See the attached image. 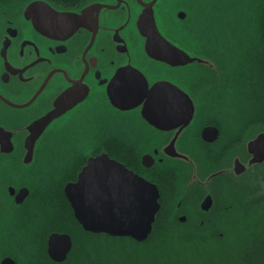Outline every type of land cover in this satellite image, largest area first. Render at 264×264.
<instances>
[{
	"label": "flooded vegetation",
	"instance_id": "af4514ba",
	"mask_svg": "<svg viewBox=\"0 0 264 264\" xmlns=\"http://www.w3.org/2000/svg\"><path fill=\"white\" fill-rule=\"evenodd\" d=\"M32 1L0 0V264L70 263L78 255L71 227L105 233L84 227L66 191L88 159L105 154L156 184L160 209L224 235L247 200L264 195V159L253 160L250 147L264 134V30L255 31L262 39L254 45L241 38L239 48L232 38L243 32L200 29L203 13L218 8L216 0H161L156 17L169 19V33L177 32L176 39L166 38L191 59L173 63L150 55L131 24L135 0L99 12L95 4L106 0H47L84 14L75 32L52 35L35 30L26 17ZM121 72L180 87L193 102L191 119L160 127L140 105L113 104L108 86ZM70 98L76 103L68 107ZM48 115L51 120L40 124ZM84 126L98 138L95 154L81 158L70 133ZM55 233L71 239L62 259L58 248L52 252Z\"/></svg>",
	"mask_w": 264,
	"mask_h": 264
},
{
	"label": "water",
	"instance_id": "95a60500",
	"mask_svg": "<svg viewBox=\"0 0 264 264\" xmlns=\"http://www.w3.org/2000/svg\"><path fill=\"white\" fill-rule=\"evenodd\" d=\"M135 1L138 4L137 11L136 6L132 7L131 14L128 15V18L132 22L131 24H134V27L146 39V48L150 55L173 63L190 61V55L167 39L165 36L168 35L167 32H164L161 28L160 21L166 17H159L158 21L155 9L156 5L161 0ZM123 4H126L128 7L130 6L129 4H132L133 6V1L129 0L128 3H126L125 0H106L105 3L103 1L99 4H95V6L98 7L99 12L101 8L118 9ZM95 6H91L90 9H93ZM150 11L155 23V29L149 25L148 32L151 35L149 38V35H146L145 33L144 20L146 14ZM25 14L26 17L31 19L35 30L48 35H52L57 31L73 33L84 23V14L58 10L47 0L32 1L26 7ZM179 16L184 17L185 13L180 12ZM96 19L98 25L99 18ZM171 29L172 28L170 27V31ZM157 30L160 36L168 41V45L179 50L180 55L173 56L170 53L168 45L158 44L159 37L157 36ZM120 42H123V40L120 39ZM122 73L123 72L120 73V76ZM53 114L54 113H52V116ZM51 118L52 117L49 115L45 116L39 121V123L42 125L47 124ZM250 147L254 151L253 160H263L264 134L259 135L256 140H253L250 143ZM114 164L119 166L116 171L123 174L122 178L118 177L114 184H104L102 186L92 184L89 186V189L84 195L90 198L89 206L93 211L87 216H85V200L83 197L78 196L74 201L73 196L69 194L70 191H72L71 186L80 182L79 178L76 182L68 184L66 188L67 194L72 202L76 217L86 229L95 232H105L114 236H131L136 240L143 241L148 238L149 234L152 232L156 215L161 206L159 202L160 193L158 187L156 184L138 175L124 164L117 161H114ZM180 220L185 221L186 217L181 216ZM54 236L65 237L66 245L68 241L71 242L68 234H52V242ZM70 246L71 243L66 247H57L60 253V256H58L59 259H62L65 256L66 252L70 249ZM57 248H53L52 243V252Z\"/></svg>",
	"mask_w": 264,
	"mask_h": 264
},
{
	"label": "trees",
	"instance_id": "16d2710c",
	"mask_svg": "<svg viewBox=\"0 0 264 264\" xmlns=\"http://www.w3.org/2000/svg\"><path fill=\"white\" fill-rule=\"evenodd\" d=\"M262 27L264 30V21ZM257 28L259 30L260 26ZM255 191L249 189L247 192L257 194ZM191 219L182 223L184 221L169 207L163 206L156 215L152 232L143 241L105 233L112 240L109 250L122 248L124 239H129L137 243L140 251V245L145 242L154 247L153 251L149 250L153 257L146 264H234L240 257L264 259V195L247 200L244 208L229 222L231 228L223 230L224 235H219L222 230H212L208 224L199 225V220ZM236 228L245 229L248 235H240L234 242L229 235Z\"/></svg>",
	"mask_w": 264,
	"mask_h": 264
},
{
	"label": "snow or ice",
	"instance_id": "6c2138e0",
	"mask_svg": "<svg viewBox=\"0 0 264 264\" xmlns=\"http://www.w3.org/2000/svg\"><path fill=\"white\" fill-rule=\"evenodd\" d=\"M212 2L213 0H193V3L197 5L201 3L211 4ZM145 17L144 29L146 35H149L150 38L151 35L148 32L149 25L155 29V23L151 11L147 13ZM157 36L159 37L158 44L168 45V41L160 36L158 30ZM168 46L171 55H180L177 48H172L170 45ZM108 92L113 104L121 107L140 105L141 114L146 117L147 120L160 127H165L168 120L177 117L183 118L184 122L187 123V120L191 119V112L194 111V105L191 98L180 87L175 86L166 80L153 82L150 85L147 77L142 73H135L134 75L126 77H121L118 73L112 80L111 84H109ZM86 94L83 93L82 95ZM79 97L80 96H77L76 99H80ZM142 101L143 104L141 105ZM74 103H76V100L70 98L67 102V106L71 107ZM185 112L189 113V115L185 116ZM177 122L179 121L177 120ZM90 123L91 122H89V125ZM70 135L73 150L78 157L86 158L95 154L96 150L92 145L98 137L94 128L84 126L72 130ZM4 143V137L0 136V145H3ZM57 151H59V146H57ZM118 168L119 166L115 165L113 160H109L106 154L95 159L87 160L86 166H84L79 173L80 182L78 184H73L71 186L72 191L69 193L73 196L74 201L78 196L83 197L85 200V216L92 212L93 209L89 206L90 198L85 196L84 193L92 184L97 186L114 184L117 178H122L123 175L116 171ZM2 210L3 209L0 208V211ZM52 243L53 248H57L66 247L71 242L68 241L66 245L65 237L54 236Z\"/></svg>",
	"mask_w": 264,
	"mask_h": 264
},
{
	"label": "rangeland",
	"instance_id": "374dc122",
	"mask_svg": "<svg viewBox=\"0 0 264 264\" xmlns=\"http://www.w3.org/2000/svg\"><path fill=\"white\" fill-rule=\"evenodd\" d=\"M215 3L218 5V8L214 11L203 13V16L198 22L202 32L208 29L243 32L242 34H239L238 37L240 38H232L233 40L238 41L237 46L239 48L244 44L242 43V39L248 41L249 45H254L259 39H262L259 38V34H256L255 31L258 29L257 26H260V34L261 31H263V0H216ZM219 21L222 22L219 23ZM160 25L162 30L172 37L177 35V32H172V34L169 33V19L164 18L160 21ZM190 25L192 26V22ZM254 49H252L253 54L257 52V50L253 52ZM250 79H252V75L250 76ZM70 231L77 243L78 255L74 257L75 259H71L70 263L68 261L65 264H144L143 262L146 264V262L153 257V254L149 253L153 251L152 248L154 247L149 246L146 242L140 245L142 248L140 251L138 250L137 243L130 241L129 239H124L125 243L122 248H119L116 251H111L109 250V245L112 240L105 233L93 235L83 232L78 225H74V228L71 227ZM240 235H244L245 237L248 234L245 232V229H232L229 235L230 238H232L230 240L236 242ZM83 245H85L84 249ZM140 252H144V254L139 255ZM224 257H226V255H224ZM255 263L263 264L264 259H247L245 257H240L234 264Z\"/></svg>",
	"mask_w": 264,
	"mask_h": 264
}]
</instances>
